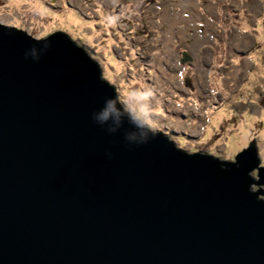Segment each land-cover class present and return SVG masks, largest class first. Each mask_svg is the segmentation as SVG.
<instances>
[{
    "label": "water",
    "instance_id": "water-1",
    "mask_svg": "<svg viewBox=\"0 0 264 264\" xmlns=\"http://www.w3.org/2000/svg\"><path fill=\"white\" fill-rule=\"evenodd\" d=\"M102 72L66 31L0 21V264H264L254 138L191 152Z\"/></svg>",
    "mask_w": 264,
    "mask_h": 264
},
{
    "label": "rangeland",
    "instance_id": "rangeland-1",
    "mask_svg": "<svg viewBox=\"0 0 264 264\" xmlns=\"http://www.w3.org/2000/svg\"><path fill=\"white\" fill-rule=\"evenodd\" d=\"M0 21L84 43L130 113L152 90L153 128L183 148L234 160L254 138L264 165V0H0Z\"/></svg>",
    "mask_w": 264,
    "mask_h": 264
},
{
    "label": "clouds",
    "instance_id": "clouds-1",
    "mask_svg": "<svg viewBox=\"0 0 264 264\" xmlns=\"http://www.w3.org/2000/svg\"><path fill=\"white\" fill-rule=\"evenodd\" d=\"M154 93L152 90L144 91L140 89H132L128 92L127 98L124 101L128 110L131 111L136 120L143 119L150 132L154 131L151 120L153 116V108L146 103L153 100ZM115 100L108 101V107L103 112L101 119L106 120L109 113L115 109Z\"/></svg>",
    "mask_w": 264,
    "mask_h": 264
},
{
    "label": "trees",
    "instance_id": "trees-1",
    "mask_svg": "<svg viewBox=\"0 0 264 264\" xmlns=\"http://www.w3.org/2000/svg\"><path fill=\"white\" fill-rule=\"evenodd\" d=\"M76 42H77V44L78 45H81V46H83L84 47V49H85V45H84V43H80L78 40H76ZM86 50V49H85ZM87 51V50H86ZM88 52V51H87ZM89 53V52H88ZM120 99V98H119ZM144 121V120H143ZM208 153V152H207Z\"/></svg>",
    "mask_w": 264,
    "mask_h": 264
}]
</instances>
